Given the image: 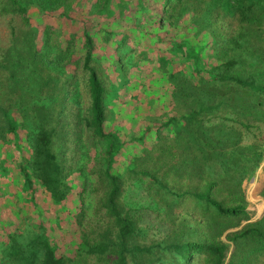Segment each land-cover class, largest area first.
Returning <instances> with one entry per match:
<instances>
[{"label": "trees", "instance_id": "trees-1", "mask_svg": "<svg viewBox=\"0 0 264 264\" xmlns=\"http://www.w3.org/2000/svg\"><path fill=\"white\" fill-rule=\"evenodd\" d=\"M75 1L0 0V151L20 129L29 148L0 202V264H264V213L253 218L243 187L264 162V0H93L79 15ZM120 107L129 127H107ZM128 187L163 235L125 207ZM39 195L72 198L75 229L85 206L95 218L70 250L40 210L22 211Z\"/></svg>", "mask_w": 264, "mask_h": 264}, {"label": "rangeland", "instance_id": "rangeland-1", "mask_svg": "<svg viewBox=\"0 0 264 264\" xmlns=\"http://www.w3.org/2000/svg\"><path fill=\"white\" fill-rule=\"evenodd\" d=\"M93 0H76L74 5H73V12L75 15H79V12H82L81 14L84 13L85 8H87ZM148 10L150 8V5L147 4ZM158 8L153 6V11L149 12L151 14H154V11H157ZM35 11L30 10L29 11V16L32 20V23L35 28H41L42 24L44 23V19L41 20L38 17L35 16ZM79 13V14H78ZM8 18L1 19L0 18V53L3 48H5L7 45V41L9 39V25H7ZM153 65L151 63L143 61L142 64L140 65V72L142 74L148 73L147 76L150 75H156V69H153ZM154 70V71H153ZM144 99V98H143ZM148 105V100L145 99L144 101L139 104L138 111L139 112H145V108ZM126 108H121L118 111H115L111 118V121L108 123L106 122L105 125L107 127H111L113 125L117 127H123V126H128L127 121L129 118V115L125 113ZM142 119V118H141ZM19 130V129H18ZM14 133L10 134L11 138L10 140L6 143L3 144L1 151H0V165L5 162L4 167H6L7 172L6 173H0V189H5L6 191H1L0 190V202L2 203H9L11 201L12 197L10 194L12 193L13 190H16L18 187V184L20 182L19 179H17V182H11L12 183V191L10 192L9 188V183H6V178L8 177L9 180H14L17 177V173L19 172V162L21 159V155L28 156L29 153V148L27 146L26 140H25V134L23 130H19L17 134L14 136ZM250 139L252 137L250 136ZM99 149L96 148H91L89 152H87V159L84 160L83 165H86L88 169L93 168V163L94 161L97 160V155H98ZM263 166L264 162L261 164V167L257 170L255 173L254 177L250 178L248 181L243 182V187L245 191V196H246V201L248 205V209L253 213V218L257 219L262 216L264 213V199L260 195V190L262 187L263 183ZM76 174H78L76 172ZM86 185H85V193H89L91 187H92V182H93V177L88 175L86 177ZM127 192L124 193L123 201L125 207L131 211L132 214H141L144 219L140 222V224L147 228L146 229V234L148 238H154V237H159L160 235H163L167 227L157 218L151 214V210H149L151 203L149 202V199L144 197L143 192H141L139 189L136 187H128L126 190ZM3 192H6V194H3ZM84 193V194H85ZM25 197L22 196L20 197L21 199V204H22V211H26L28 213H34L33 210H40L42 212V216L44 217L43 220L40 219L43 223L47 222H52V230L50 233H53V239L56 241L58 245H62L64 248H68L70 250L71 243L74 239H80L82 231H87L88 226L92 225L95 218L92 217L89 213H86V210L88 206H85V215L83 216L82 223L79 225V227L73 228L72 226L67 225L68 220L67 217L65 218V213L68 208H70L72 204V198H68L65 202L64 205L62 206H54L51 205V203H48L47 200L43 195L37 196L36 200H31L27 201L24 199ZM19 199V200H20ZM24 206V207H23ZM56 208V210L61 211V216H54L52 215V211L49 210L50 208ZM13 213H15L14 210H12ZM13 217V216H12ZM16 215L13 217V220L15 221ZM60 219L61 222L60 224L57 225L56 223L57 219ZM65 218V219H64ZM39 219V218H38ZM37 221H40L38 220ZM64 226L62 227V225ZM61 225V226H60ZM59 226L61 230L59 229ZM90 264H96L94 260H90Z\"/></svg>", "mask_w": 264, "mask_h": 264}]
</instances>
